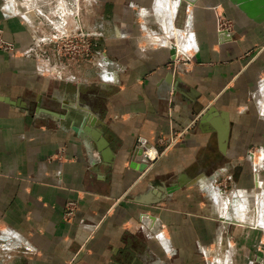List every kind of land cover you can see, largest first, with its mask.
<instances>
[{
	"label": "crops",
	"instance_id": "1",
	"mask_svg": "<svg viewBox=\"0 0 264 264\" xmlns=\"http://www.w3.org/2000/svg\"><path fill=\"white\" fill-rule=\"evenodd\" d=\"M92 1L109 11L105 33L71 80L53 82L44 61L0 48V264H165L173 247L185 259L189 233L211 228L198 184L211 186L208 173L237 158L250 130L242 120L255 111L243 110L264 76V23L230 0ZM176 3L183 60L159 42L168 32L182 45L167 10ZM11 5L0 0V27L21 49L32 31ZM221 9L232 31L218 29ZM140 139L138 162L158 151L143 171L131 166Z\"/></svg>",
	"mask_w": 264,
	"mask_h": 264
},
{
	"label": "rangeland",
	"instance_id": "2",
	"mask_svg": "<svg viewBox=\"0 0 264 264\" xmlns=\"http://www.w3.org/2000/svg\"><path fill=\"white\" fill-rule=\"evenodd\" d=\"M181 3L170 9L167 8L171 17L175 18L172 23L173 27H171L179 32H181V29H184V27L178 29L175 23L176 15L182 9ZM47 8L45 7V10L47 9L48 12H43V14L50 17L55 14V17L52 16V19L55 20L56 23L53 24H56V27L53 24L47 23L45 21L46 18L43 16L40 20V25L35 24L34 37L32 36L30 41L33 49L31 57L36 58L39 62L44 61L47 64L44 65L43 70L51 76V79L53 78V82H59L61 79L71 80V76L75 73L71 71L74 66L73 64H77L75 59L72 60L70 54H59L54 43L45 37L50 34L56 35L57 32L55 30H58V27L63 28L65 31L74 29L77 19L82 26L92 27L95 21L102 15H106L105 13L109 11L102 7L101 4H97V2L92 0L89 2L88 0H77L76 2L74 0H61L58 6L55 5L53 7L50 5ZM237 8L251 21L258 24L264 23V18L261 20L253 19L242 9ZM194 11L195 8H191L187 14L189 13L191 18H193ZM216 23L218 29H228V31L234 29L233 18L226 10H219V13L216 14ZM169 36L168 32L166 37L160 36V40L168 38L161 43L169 46L174 44L177 47L176 52L179 54L175 58L186 59L183 56L186 54L187 49L184 50V53L180 52L181 45L170 39ZM25 47L27 46L17 49L15 52H23ZM17 48L19 47L17 46ZM197 49H199V44L196 40L195 48L192 47L188 50L189 52L194 51L196 53ZM250 107V110L249 108L243 110L246 112L245 115L251 109L252 111L254 109L255 112L253 113L255 115L251 113L250 117L246 116L242 120L245 129L250 126V130L240 137L241 150L240 153H237V158L227 159L222 165L208 173L207 180H209L210 187L206 188L198 184V187L204 193L203 202L207 204V212L204 213L203 217L209 222L211 228L206 230L204 237L202 233H197V236L193 237V233L190 232L188 235L190 241L188 243L191 247V254L185 257V259H181L178 257V248H170L167 251V255H169L171 261L168 259L169 261H165V264H225L221 260L223 256L226 259L230 258L229 264H264V228L251 224H239L235 220L229 219V214H227L229 206L234 204L233 201L237 194H244V197L257 201L261 198L264 191V76L257 83V87L251 98ZM232 127L233 122L229 121L226 125L227 141L230 138L229 134ZM246 177L250 181L247 185H245L246 183H241L243 178ZM259 180L261 182L258 185ZM213 184L222 195L219 201L220 206L218 201L212 197L215 192ZM158 235L160 237V234ZM174 250H176V255L173 254ZM175 258L177 260L178 258L180 259L176 262Z\"/></svg>",
	"mask_w": 264,
	"mask_h": 264
},
{
	"label": "built area",
	"instance_id": "3",
	"mask_svg": "<svg viewBox=\"0 0 264 264\" xmlns=\"http://www.w3.org/2000/svg\"><path fill=\"white\" fill-rule=\"evenodd\" d=\"M22 3H18L16 0H11V7H8L7 11L8 14L12 15H19L22 17L30 26V29L32 31V36L34 37L33 32L35 31V24L40 25V20L43 17H45V21L52 25L53 23H56L55 20L52 19V16L43 14V12H48L47 7H50L52 5L53 7L56 5L58 6L59 1L61 0H35L36 5L34 6L32 4V0H22ZM75 2L77 0H74ZM15 2V3H14ZM34 7V8H33ZM45 7L47 8L45 10ZM52 13V12H51ZM28 16V18L26 17ZM49 16V18H48ZM48 18V19H47ZM61 18V17H60ZM44 21V22H45ZM77 24L74 29L71 30H63L60 27H58V30H55L57 32L56 35L50 34L49 36L45 37L46 39L50 40L54 43L56 46V49L58 53L62 55L70 54L71 59L77 62L80 61H89L94 62V60L97 59V51H96V40H99L104 36V23L106 22V16H101L97 22H95L94 26L92 27H85L82 26L80 21L76 20ZM56 27V24H53ZM0 48L4 51L17 53V45L14 41H11L6 38L4 30L0 27ZM32 47L29 44L26 48H24L23 53L27 56H31L32 54ZM46 53V52H44ZM176 58L179 56V54L175 55ZM187 55H184L183 58H187ZM44 69V68H43ZM44 71V70H43ZM180 135L177 133H174L171 135L167 140L162 141V144L164 145L165 149L171 147L173 144L177 142V139ZM146 140L140 139L139 144L137 146L138 149H141V147L146 145ZM144 160L146 162H150L154 160L158 156V151H156L155 156L148 155ZM75 202L71 201L67 204L66 211L64 213V218L69 220L75 215Z\"/></svg>",
	"mask_w": 264,
	"mask_h": 264
},
{
	"label": "bare ground",
	"instance_id": "4",
	"mask_svg": "<svg viewBox=\"0 0 264 264\" xmlns=\"http://www.w3.org/2000/svg\"><path fill=\"white\" fill-rule=\"evenodd\" d=\"M177 3H178V0H177ZM32 4L34 6L36 5L35 0H32ZM170 8L171 7H169V9ZM156 9H157L156 13H157L158 17H160V15L163 14V12L161 10L162 8L156 7ZM26 17L28 18L27 15H26ZM176 34H177V40L179 41V39H180V41H181V44H182L181 46L187 48L186 36L182 37L181 32H176ZM147 38H148V41L149 40L155 41V39H152L150 37H147ZM167 39L168 38H166V39L162 38V40H160L159 42H163ZM167 46H169V45H167ZM169 47H171V45ZM175 48L177 51V47H175ZM180 51L184 53L183 49H181ZM176 54H177V52H176ZM105 59H106V56H104L103 59H101V64H103ZM42 69H43V67H42ZM260 182H261V180H259L258 185L260 184ZM215 193H219L217 189L215 190ZM244 196H245L244 194L243 195H239V194L236 195V197L233 201L234 204H231L229 206V211L227 213V214H229V219L235 220V222H237L239 224H251L253 226H262L264 228V191H263V194L261 195V198L258 200L256 199L257 201H255L254 199L252 200L248 197H244ZM221 198H222V196H221ZM219 201H220V199H219ZM229 259L230 258L226 259L223 256L221 260L225 264H229L230 263Z\"/></svg>",
	"mask_w": 264,
	"mask_h": 264
},
{
	"label": "water",
	"instance_id": "5",
	"mask_svg": "<svg viewBox=\"0 0 264 264\" xmlns=\"http://www.w3.org/2000/svg\"><path fill=\"white\" fill-rule=\"evenodd\" d=\"M235 4L238 5L240 9H242L246 14H248L253 19L261 20L264 18V0H231ZM260 11V13H259ZM170 51L172 54V57L176 55V48L175 45H172L170 47ZM7 100V98H6ZM9 101V100H8ZM214 108L210 109L208 113H205L204 118H209L211 116V112ZM225 129V128H224ZM227 130L224 131L225 140L227 138ZM141 150H137L134 153V158L132 160L131 166L134 168H138L140 171H143L147 168L148 162L146 161H137L136 156L137 154H141ZM147 156V155H146ZM148 157V156H147Z\"/></svg>",
	"mask_w": 264,
	"mask_h": 264
},
{
	"label": "flooded vegetation",
	"instance_id": "6",
	"mask_svg": "<svg viewBox=\"0 0 264 264\" xmlns=\"http://www.w3.org/2000/svg\"><path fill=\"white\" fill-rule=\"evenodd\" d=\"M107 16H108V18H109L110 15H107ZM106 18H107V17H106Z\"/></svg>",
	"mask_w": 264,
	"mask_h": 264
}]
</instances>
